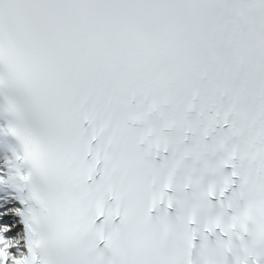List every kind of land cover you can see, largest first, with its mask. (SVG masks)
Masks as SVG:
<instances>
[{
	"label": "snow or ice",
	"instance_id": "1",
	"mask_svg": "<svg viewBox=\"0 0 264 264\" xmlns=\"http://www.w3.org/2000/svg\"><path fill=\"white\" fill-rule=\"evenodd\" d=\"M0 264H264V0H0Z\"/></svg>",
	"mask_w": 264,
	"mask_h": 264
}]
</instances>
